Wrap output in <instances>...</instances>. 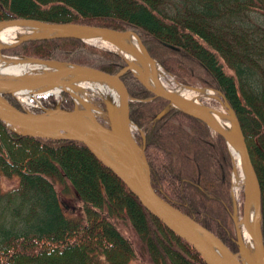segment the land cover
Here are the masks:
<instances>
[{
    "label": "trees",
    "instance_id": "obj_1",
    "mask_svg": "<svg viewBox=\"0 0 264 264\" xmlns=\"http://www.w3.org/2000/svg\"><path fill=\"white\" fill-rule=\"evenodd\" d=\"M16 20L134 33L178 84L217 91L257 175L264 245V0H0V24ZM14 53L110 75L127 68L116 53L76 38L27 42ZM121 80L157 195L237 249L226 141L129 71ZM63 103L72 109V100ZM3 179L17 186L0 188V264H206L79 142L17 135L0 121ZM58 189L76 196L84 216L67 213Z\"/></svg>",
    "mask_w": 264,
    "mask_h": 264
},
{
    "label": "water",
    "instance_id": "obj_2",
    "mask_svg": "<svg viewBox=\"0 0 264 264\" xmlns=\"http://www.w3.org/2000/svg\"><path fill=\"white\" fill-rule=\"evenodd\" d=\"M8 24L31 25L53 33H57V35L55 36H45L38 38L34 36H28L22 39L20 42L16 43L15 45L9 47H18L23 43H27L33 40H40V39L76 38L83 40L77 34L78 31H82L89 35L97 36L107 40L108 39L111 40L114 35L115 36L116 35L124 36L125 34L133 35L137 38L142 50L147 53L139 37L131 32L118 33L103 28L88 27V26L50 25V24H43L29 20H16V21L8 22ZM119 45L120 48L125 53L131 55L134 58L137 59L140 58L135 52H133L126 46L121 44ZM6 48L8 47H0V50H4ZM148 57L152 60V58L149 55ZM24 60H28V59H24ZM28 61H35L45 65L56 64L54 62H45L40 60H28ZM61 65L67 67L62 70L63 73L69 72L75 74H84L92 79L94 78L103 81L105 83H109L118 89L124 103L125 123L121 131H119V129L117 128L115 122L112 119L111 116L112 114L109 112V110L108 113L110 116L109 118L111 122V128H106L99 122H95L91 124L88 123L84 118L76 119L75 114L77 110L73 112L61 111V113L65 114L66 117H60L56 114L48 113V112L44 114L36 115V114H28L25 112H20L12 108V106L8 105L5 102L7 107H4L2 104H0V121L4 123L10 130L21 135H27L34 138H42L53 141H76L83 144L104 166H106L110 171H112L133 194H135L140 198L141 202L144 204V206L148 209V211L152 215H154L157 219H159L173 234L183 239L190 246H192L193 249L201 256V258L204 260L206 264H243L242 260L234 256L214 234H212L211 232H209L207 229L203 228L199 224L195 223L193 220H191L189 217L182 214L175 208L171 207L164 200H162L155 192L151 181V171L148 166V163L145 160V158L141 155L138 147L137 149H135L136 144L131 138V124H132L130 121L131 99L129 97L126 87L121 81V77L123 76V74L128 70H132L131 67L129 66L126 70H124L120 74L113 76L105 72L91 68L74 66L69 64H61ZM50 83H52V80L43 79L41 80V82L27 87L29 89L41 88L44 85H49ZM0 87H4L6 89L19 88L18 86H15L13 83L1 79H0ZM147 88L157 97L170 102L174 107L182 110L183 112L191 116L203 120L214 133L218 134L226 141L228 146L230 143H235V140L229 134H227L217 125L212 123V119L205 109L200 108L198 106H194L184 99L174 98L164 93L155 92L154 90L150 89L148 86ZM9 93H12V91H8L7 93H5V95ZM182 107H190L194 111H197L201 113L203 116H206L208 118L207 120H205L204 118L198 115H195L193 113L184 110ZM226 109L229 113L233 115L231 109L228 106L226 107ZM93 136L106 139L108 142H112V143L119 142L133 148V150H135L134 157L136 160V166L134 165V168L131 169L129 167L121 165L120 163L115 162L104 152L103 149H101V147L97 144V142L93 140L92 138ZM240 136H241V143L243 145V160H244V167H245L247 183H248V191L249 193L254 191L257 194V199H258L257 212L259 214L258 215L259 219L258 218L256 219V224L259 225V230H260L259 183H258L257 175L253 168V164L251 162V158L247 146L245 144L244 138L241 133ZM246 219H247V210L245 207L244 220ZM198 232L213 238L217 243L224 246L229 254L228 255L221 254L214 251L209 245H207L198 237L197 235ZM237 244L239 246V251L241 253H244L245 247L243 246L242 239L239 236V232L237 237ZM257 246H258L259 264H264V245L261 237V231H260V238L258 239L257 242Z\"/></svg>",
    "mask_w": 264,
    "mask_h": 264
},
{
    "label": "bare ground",
    "instance_id": "obj_3",
    "mask_svg": "<svg viewBox=\"0 0 264 264\" xmlns=\"http://www.w3.org/2000/svg\"><path fill=\"white\" fill-rule=\"evenodd\" d=\"M19 29H24L27 31L29 36L34 37H45V36H55L57 33H53L44 30L39 27L31 25H18V24H4L0 26V47H9L16 44L17 39H12V35ZM78 36H80L84 41L108 44L116 48L121 55L127 60L132 71L139 77V79L150 89L158 93H164L174 98H180L188 101L194 106H198L206 110L212 119V123L217 125L227 134H229L235 143H230V152L237 163L238 168L241 170V174L237 172L234 173L233 180L234 186L233 190L236 197L239 196L241 189L243 188L246 193V210L247 219L242 220L238 223L239 235L242 239L243 246L245 247V252L242 255V260L244 264H259L258 246L257 242L260 238L259 225L256 224V219H259V214L257 212L258 199L257 194L253 191L249 193L247 177L244 167L243 160V145L241 143V136L237 130V123L235 118L227 113L226 111L212 110L209 107L204 106L200 102V98L204 96H213L210 91L200 90V89H188L181 88L175 84L174 81L166 79L161 68L152 61L146 52L142 50L137 38L130 34H125L124 36L114 35L111 40L103 39L97 36L89 35L85 32L78 31ZM124 45L133 52H135L140 58H134L131 55L125 53L120 45ZM67 68L61 64L55 65H44L35 61H28L23 59H10L0 56V79L9 81L18 89H6L0 87V104L4 107L6 103L3 99V95L8 91H12L19 98L28 97L31 93L40 92L43 93H54L57 97H61L64 91H68L74 98L77 104V111L75 114L77 118H84L88 123L99 122L100 117L94 114L92 110L91 103L88 100L86 89L81 85L86 81L92 82L90 90L97 92L101 98L106 102L107 110L112 114L113 121L115 122L119 131L124 127V103L120 96L118 89L103 81L98 79H92L84 74H75L65 72L63 69ZM32 73H37L38 75H31ZM43 79H50L52 83L49 85H44L41 88L29 89L27 86L41 82ZM168 81V83H166ZM184 110L198 115L205 120L208 117L203 116L201 113L194 111L190 107H182ZM48 113L56 114L60 117H66L65 114L60 112L48 111ZM109 115V113H108ZM110 117V116H109ZM60 129V126H59ZM95 142L104 150V152L115 162L120 163L123 166L134 168L136 166V160L134 157L133 148L124 145L119 142H108L106 139L93 136ZM131 138L134 141V137L131 131ZM135 143V141H134ZM136 144V143H135ZM137 145L135 149H137ZM248 194V195H247ZM198 237L209 245L214 251L221 254H229L225 247L217 243L213 238L208 235L198 232Z\"/></svg>",
    "mask_w": 264,
    "mask_h": 264
},
{
    "label": "rangeland",
    "instance_id": "obj_4",
    "mask_svg": "<svg viewBox=\"0 0 264 264\" xmlns=\"http://www.w3.org/2000/svg\"><path fill=\"white\" fill-rule=\"evenodd\" d=\"M1 24L2 25H4V24L7 25L8 22H4V23H1ZM28 36H29V34L27 33L26 30L19 29V30H17V32H15L12 35V39L13 40L17 39L16 43H18L22 39H24V38H26ZM41 40H47V39L33 40V41H29V42H35V41H41ZM81 41H83V40H81ZM83 42L85 44L89 45V46L94 47L97 50H100V51H103V52H110V53H113V54L116 53L123 60H125V62L127 63V68L129 67V63L127 62V60L123 57V55H121V53L116 48H114V47H112V46H110L108 44L106 45L103 42H101V43H94V42H87V41H83ZM18 47H8V48H6L4 50H0V56H2L4 58H10V59L12 58V59H23V60L24 59L40 60V59H37L35 57H28V56H24V55L15 54L14 51ZM40 61H43V60H40ZM45 62H54L56 64H70V63L58 62V61H45ZM154 62L157 64L156 61H154ZM70 65H73V64H70ZM161 70H162L163 74L166 76V79H169L170 81H174L177 86H179L181 88H188V89H192L193 88L194 89V87L190 88V87H186V86L178 84L172 76H169L162 68H161ZM123 71H121V72H123ZM128 71L130 73H132L134 78H136L141 84H143L141 82V80L139 79V77L132 70H128ZM124 74H126V72ZM31 75L34 76V75H38V74L37 73H32ZM166 83H168V81ZM81 85L86 89L88 100L91 103V107H92V110L94 111V114H96L98 117H100V119H99L100 124H102L106 128H111V122H110V118H109V115H108L106 102L101 98V96L97 92H94V91L90 90L92 82L86 81V82L82 83ZM144 86H145V84H144ZM145 87L147 88V86H145ZM195 89H197V88H195ZM198 89H200V88H198ZM200 90H204V89L201 88ZM205 91H207V90L205 89ZM210 92L213 93V96L201 97L200 98V102L204 106L209 107L212 110L226 111L227 113H229L227 111V109H226V106L222 103L220 95L218 94V92L217 91H212V90ZM3 99L8 105L12 106V108H14V109H16V110H18L20 112L28 111V112L34 113L36 115H38L37 112L43 111V109L51 110L52 112H58V111L73 112V111L77 110V104H76L74 98L72 97V95L70 93H68V92H63L61 97H57L54 93H43V92H40L39 94L31 93L28 97H21V98L16 96L14 93L13 94L9 93V94L3 95ZM66 99L72 100V102H73L72 109H70L68 107H65V106L63 107V104H64L63 102ZM131 102H133V99H131ZM40 113L42 114V113H44V111L43 112H39V114ZM229 114H231V113H229ZM237 130H238V132H240L239 129H238V126H237ZM131 131H132L135 143L137 144V146H138V148L140 150L141 155L145 158V156L143 154V151L141 149V141L144 139L143 134L139 132L138 128L135 125L131 126ZM16 134L17 135H21V134H18V133H16ZM232 161H233V173H232L231 195L233 196L232 198H233V201H234V209H235L234 219H235V225H236V240H237L238 232H239L238 223L241 222L242 220H244V209L246 207L247 199H246V193H245L243 188L241 189L240 194L237 197H236L235 192L233 190V186H234L233 176H234V173L237 172L238 174H241V170H240V168H238V165L234 161V158H233ZM16 186H17V184L14 183V180L3 179V180H1V183H0L1 191L4 192V193L8 192L9 189H11L13 187H16ZM61 191H62L61 189H58V192H59V195H60V201L64 205L67 213L70 216H72L73 218H76V217L81 216V215L84 216L83 205H82V203L77 201L76 196L69 195L68 197H65V196H63ZM259 224H260V222H259ZM121 231H122V233L124 235H126L128 240H130L132 242V244L136 247V249L139 251L137 238H136V235L134 234V232L131 229H129L128 227H125V226L121 227ZM223 245L234 256H236L237 258L242 260L243 253H241L239 251L238 244H237L238 248L234 249L235 248L234 247V248H232V250H231V248L229 246L225 245L224 243H223ZM242 262H243V260H242ZM133 264H142V263L140 261H135Z\"/></svg>",
    "mask_w": 264,
    "mask_h": 264
}]
</instances>
